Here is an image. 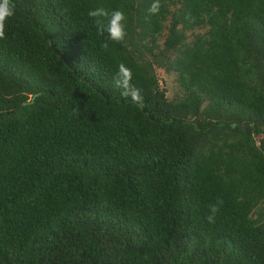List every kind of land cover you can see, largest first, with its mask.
<instances>
[{
  "label": "trees",
  "instance_id": "trees-1",
  "mask_svg": "<svg viewBox=\"0 0 264 264\" xmlns=\"http://www.w3.org/2000/svg\"><path fill=\"white\" fill-rule=\"evenodd\" d=\"M9 2L0 264H264V0ZM101 6L124 42L97 33Z\"/></svg>",
  "mask_w": 264,
  "mask_h": 264
},
{
  "label": "clouds",
  "instance_id": "clouds-1",
  "mask_svg": "<svg viewBox=\"0 0 264 264\" xmlns=\"http://www.w3.org/2000/svg\"><path fill=\"white\" fill-rule=\"evenodd\" d=\"M160 0H153V3L148 8L150 14H157L160 10ZM88 15L93 18V23L97 33L103 36L105 33L108 39L115 42H124L127 36L125 27V13L120 9L109 12L105 7H97L89 10ZM14 16V7L9 4V0H0V39L5 38V22L8 18ZM107 43L104 47L107 48ZM132 69L124 63L118 65V71L114 77V86L120 89V95L125 100H130L132 103H143V97L140 90L132 83ZM39 98V93L33 94L27 101L24 102V107H29ZM222 200H218L214 204L209 205V214L206 219L209 223L215 222L216 213L220 210Z\"/></svg>",
  "mask_w": 264,
  "mask_h": 264
},
{
  "label": "rangeland",
  "instance_id": "rangeland-1",
  "mask_svg": "<svg viewBox=\"0 0 264 264\" xmlns=\"http://www.w3.org/2000/svg\"><path fill=\"white\" fill-rule=\"evenodd\" d=\"M203 29H194L193 32L202 31ZM161 43V42H160ZM156 74L159 79L160 85L165 89L167 98L171 99L179 93V85L175 79L174 73L165 72L162 68L156 69Z\"/></svg>",
  "mask_w": 264,
  "mask_h": 264
},
{
  "label": "water",
  "instance_id": "water-1",
  "mask_svg": "<svg viewBox=\"0 0 264 264\" xmlns=\"http://www.w3.org/2000/svg\"><path fill=\"white\" fill-rule=\"evenodd\" d=\"M9 4H11V2H9Z\"/></svg>",
  "mask_w": 264,
  "mask_h": 264
}]
</instances>
